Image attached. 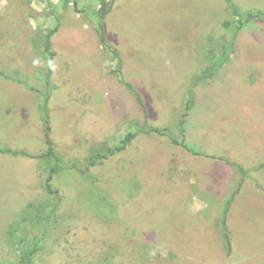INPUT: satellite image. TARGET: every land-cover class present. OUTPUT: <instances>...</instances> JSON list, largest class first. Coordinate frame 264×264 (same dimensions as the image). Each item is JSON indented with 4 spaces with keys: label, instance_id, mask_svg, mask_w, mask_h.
<instances>
[{
    "label": "rangeland",
    "instance_id": "1",
    "mask_svg": "<svg viewBox=\"0 0 264 264\" xmlns=\"http://www.w3.org/2000/svg\"><path fill=\"white\" fill-rule=\"evenodd\" d=\"M103 1L0 0V146L33 156L0 154V264L19 263L54 205L34 264H264V20L242 26L228 0ZM222 50L183 139L193 81ZM47 96L55 150L80 168L54 176L59 202L34 158Z\"/></svg>",
    "mask_w": 264,
    "mask_h": 264
},
{
    "label": "trees",
    "instance_id": "2",
    "mask_svg": "<svg viewBox=\"0 0 264 264\" xmlns=\"http://www.w3.org/2000/svg\"><path fill=\"white\" fill-rule=\"evenodd\" d=\"M103 5H105V1L102 0ZM228 3L232 6V9L234 10V13L240 18L239 20L241 21V25L243 26V24H245L246 22H251L253 20H258V21H263L264 20V14L261 12H246V13H241L239 11V9L237 7L234 6L233 1L232 0H228ZM107 15V11L105 9L101 10V12L99 13L100 19H104ZM52 34L50 33L48 35L49 38H51ZM101 41L103 43H105L104 40V36L101 35ZM229 60V56L227 53V50H222L219 52L218 56H214L211 60V65H209L207 68H205L204 70H202L194 79L193 84H192V88L189 92V96H188V101L186 102L185 105V113L183 115V119L180 122L179 128H180V132H181V136L182 138L184 137L185 134V124H186V117L188 116V112L193 108L194 105V95H193V90L194 88L198 87L199 85L204 84L205 82H207L209 79H211L213 76H215L221 69L222 67L228 62ZM125 87L127 88V90L135 96V98L141 102V98L137 92V90L133 87V85H131L130 83H124ZM49 101V96L44 98V123H45V144L47 146V151L42 154L39 155L37 157L34 158H38V159H43L45 160V164L47 166L46 169V173H47V178H46V182H45V191L51 195H53L57 201H60V193L57 189H55V187L53 186V178L55 175L60 174L62 172H64L65 170H69V169H75L77 171H80V168L77 164H73V166L71 167H67L61 156L57 153V151L55 150V146L54 143L52 142V140L50 139V133H51V129H50V120H49V112H48V108H47V103ZM141 129V128H140ZM143 130V128H142ZM147 131L152 133V134H157L160 136H166L167 135V130H161V129H157V128H149L147 127ZM135 137V134H130L127 136V138L123 141L122 145L120 147H116L115 149H108V148H104L103 150H105L107 153H102V151H97L94 150L90 159H89V164L88 166L93 167L96 165V163L100 160V159H104L108 156H112L115 155L116 153L122 152L126 149V145ZM184 139V138H183ZM175 143H177V141H174ZM181 145L188 149V147L185 145V143H181ZM0 154L2 155H9L12 157H25V158H33L32 155H30L28 152L24 151V150H14V149H10L7 147H2L0 146ZM235 168L237 169V171L239 172V174L243 177L244 175V170L241 166L239 165H234ZM83 174H85L86 177H88V173L87 171H82ZM58 206L54 205L53 207H48V209L50 210L48 215L46 216V224L44 226V230L42 232L41 236H38L37 238H29L31 240H29L25 246H22L23 243L18 241V247L20 248V256H19V263L18 264H34V260L36 258V255L41 251V247L42 244H44V237H45V232L46 230H48V225L52 219V217H54L56 210H57ZM30 214V212H29ZM26 214V215H29ZM31 214H35V217L37 219L42 220L43 217L41 216V211L40 210H36L33 211ZM227 238V237H225ZM226 240V239H225ZM24 242V241H23ZM227 242V240H226ZM16 243L13 242V245Z\"/></svg>",
    "mask_w": 264,
    "mask_h": 264
}]
</instances>
